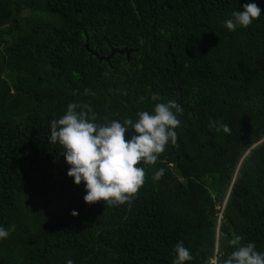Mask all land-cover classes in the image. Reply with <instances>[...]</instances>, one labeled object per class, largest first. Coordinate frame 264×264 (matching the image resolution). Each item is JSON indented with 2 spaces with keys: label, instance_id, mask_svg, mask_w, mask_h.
Masks as SVG:
<instances>
[{
  "label": "trees",
  "instance_id": "obj_1",
  "mask_svg": "<svg viewBox=\"0 0 264 264\" xmlns=\"http://www.w3.org/2000/svg\"><path fill=\"white\" fill-rule=\"evenodd\" d=\"M246 3L261 16L229 31ZM169 100L177 146L140 165L138 196L86 204L50 121L78 103L135 122ZM0 226V264H172L179 241L186 264H222L234 235L264 252V0H0Z\"/></svg>",
  "mask_w": 264,
  "mask_h": 264
},
{
  "label": "clouds",
  "instance_id": "obj_2",
  "mask_svg": "<svg viewBox=\"0 0 264 264\" xmlns=\"http://www.w3.org/2000/svg\"><path fill=\"white\" fill-rule=\"evenodd\" d=\"M260 16L261 9L256 3H246L242 11L232 13L225 26L229 31H235L237 27L248 28ZM84 92L95 94L87 88ZM151 99L158 101L161 98L153 94ZM183 111L176 101L169 100L156 103L151 113L138 112L135 122L127 118L122 122L110 120L99 124L94 122L96 114L89 104L69 103L62 117L50 121L49 142L62 147L60 154L70 166L67 175L74 179L76 185L83 182L86 204L102 202L116 206L130 203L146 183L147 174L140 165H155L169 144L177 146L175 129L180 125L177 114ZM209 126L215 127L216 122L211 121ZM221 129L225 133L231 132L228 125L221 124L216 131ZM129 130H132V135L126 138ZM163 175L164 170L160 169L153 179L159 180ZM71 214L78 215L76 211ZM9 235L10 231L0 226V240L7 239ZM241 240V236L234 235L228 241L235 250L222 264H264V252L257 251L254 242L242 245ZM174 253L172 264H186L193 259L183 241L175 245ZM67 264H73V261L68 260Z\"/></svg>",
  "mask_w": 264,
  "mask_h": 264
},
{
  "label": "rangeland",
  "instance_id": "obj_3",
  "mask_svg": "<svg viewBox=\"0 0 264 264\" xmlns=\"http://www.w3.org/2000/svg\"><path fill=\"white\" fill-rule=\"evenodd\" d=\"M45 21L49 22V23L52 24L53 26H57V27L60 26L59 19H58V17H56V16L47 15V16H45ZM6 37H7V36H5L4 39H5ZM212 262H213V264H217V263H216V259H213Z\"/></svg>",
  "mask_w": 264,
  "mask_h": 264
},
{
  "label": "water",
  "instance_id": "obj_4",
  "mask_svg": "<svg viewBox=\"0 0 264 264\" xmlns=\"http://www.w3.org/2000/svg\"><path fill=\"white\" fill-rule=\"evenodd\" d=\"M133 51H136V49H135V50H132V49H130V50H126V49H121V50L112 49L111 54H110L108 57H106L105 60L108 61L109 58L112 57L115 53H117V54H125V55L128 57L129 54H130L131 52H133ZM218 264H221V263H218Z\"/></svg>",
  "mask_w": 264,
  "mask_h": 264
}]
</instances>
